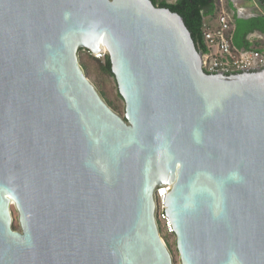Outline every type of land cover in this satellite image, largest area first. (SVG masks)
Here are the masks:
<instances>
[{
  "label": "water",
  "instance_id": "obj_1",
  "mask_svg": "<svg viewBox=\"0 0 264 264\" xmlns=\"http://www.w3.org/2000/svg\"><path fill=\"white\" fill-rule=\"evenodd\" d=\"M160 187L180 264H264V67L207 73L151 0H0V264H175Z\"/></svg>",
  "mask_w": 264,
  "mask_h": 264
},
{
  "label": "built area",
  "instance_id": "obj_2",
  "mask_svg": "<svg viewBox=\"0 0 264 264\" xmlns=\"http://www.w3.org/2000/svg\"><path fill=\"white\" fill-rule=\"evenodd\" d=\"M233 32V15L224 9L218 13L214 25L205 24L204 36L207 52L203 53V69L207 73L232 75L258 71L264 67V40L259 48L239 51L234 48L232 43ZM93 56L102 58L106 54L100 53ZM168 191V187H160L157 190V221L159 220L161 226L168 234H174L171 223L164 212L163 199Z\"/></svg>",
  "mask_w": 264,
  "mask_h": 264
},
{
  "label": "trees",
  "instance_id": "obj_3",
  "mask_svg": "<svg viewBox=\"0 0 264 264\" xmlns=\"http://www.w3.org/2000/svg\"><path fill=\"white\" fill-rule=\"evenodd\" d=\"M151 1L158 7L168 8L171 11L181 15L187 28L191 32L197 49L204 54L207 52V45L204 36L206 18H213L218 15V13L222 10L221 0H176L175 2H168L166 0ZM226 7L231 11L233 9V6L230 2L226 3ZM233 24V43L236 47L246 48L249 50L252 48L256 49L261 47V44L259 42L254 44L248 42L247 36L254 31H260L264 33V15H259L257 17L249 19H242L239 18L236 13H234ZM83 67L84 69L87 68L85 65H83ZM102 69L108 75L114 76L111 68V61L108 55H106V60L102 65ZM101 93L106 98L109 105L114 110L118 111L119 108L108 99L105 92L101 91ZM18 229H20V227H18ZM167 245L170 246L169 243Z\"/></svg>",
  "mask_w": 264,
  "mask_h": 264
},
{
  "label": "rangeland",
  "instance_id": "obj_4",
  "mask_svg": "<svg viewBox=\"0 0 264 264\" xmlns=\"http://www.w3.org/2000/svg\"><path fill=\"white\" fill-rule=\"evenodd\" d=\"M166 1L175 2L176 0H166ZM244 2H245V5H248L250 3L254 5V2H256V4L261 8V12L262 11L264 12V0H248V1L244 0ZM221 8H222V10L224 9L229 14H231V12H230L231 10L227 9L226 4L224 5L222 3ZM215 19H216V17H215ZM79 57L81 60V64H83L87 67V68H85V70H86L87 74L89 75L90 79L97 86L99 91L105 92L108 99L119 108V110L117 112L124 113L125 102L119 93L118 85H117V81L115 79V76L108 75L102 69V65L105 63L106 56L102 57V58H97V57L92 56L91 53L87 50H80ZM12 215H13V228L16 230H20V229H18V227H20L19 214H18V211L16 210L15 206H12ZM158 222H159V220H158ZM159 226H160V231H161L162 237L170 245L169 248H170L172 255L174 257L175 264H180V256H179V252L177 250L175 235L174 234H168L163 229L160 222H159Z\"/></svg>",
  "mask_w": 264,
  "mask_h": 264
},
{
  "label": "crops",
  "instance_id": "obj_5",
  "mask_svg": "<svg viewBox=\"0 0 264 264\" xmlns=\"http://www.w3.org/2000/svg\"><path fill=\"white\" fill-rule=\"evenodd\" d=\"M228 2H230L233 6L232 11H230L231 14L233 15L234 13H236L239 18L249 19V18L257 17L259 15H264V12L263 11L261 12V8L256 4V2H254V5L251 3L248 5H245L244 0H229V1L228 0H222V3L224 5ZM215 17H217V16H215ZM215 17H213V18L207 17L206 23H208L210 25H214ZM233 38H234V32H233ZM247 40H248V42H250L252 44L259 42L262 45L263 40H264V33L260 32V31H254L247 36ZM232 43H233V41H232ZM233 46L235 49H237L239 51H249V49H246V48L236 47L234 45V43H233ZM252 49H250V50H252Z\"/></svg>",
  "mask_w": 264,
  "mask_h": 264
}]
</instances>
